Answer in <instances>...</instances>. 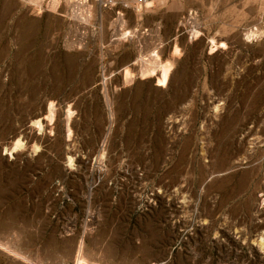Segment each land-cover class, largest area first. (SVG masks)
I'll use <instances>...</instances> for the list:
<instances>
[{"label":"rangeland","instance_id":"1","mask_svg":"<svg viewBox=\"0 0 264 264\" xmlns=\"http://www.w3.org/2000/svg\"><path fill=\"white\" fill-rule=\"evenodd\" d=\"M31 1L0 0V264H264V0Z\"/></svg>","mask_w":264,"mask_h":264},{"label":"bare ground","instance_id":"2","mask_svg":"<svg viewBox=\"0 0 264 264\" xmlns=\"http://www.w3.org/2000/svg\"><path fill=\"white\" fill-rule=\"evenodd\" d=\"M31 1V0H30ZM32 2V1H31ZM52 2V1H51ZM86 14V13H85ZM82 18V17H81ZM84 18H86V17H84Z\"/></svg>","mask_w":264,"mask_h":264}]
</instances>
